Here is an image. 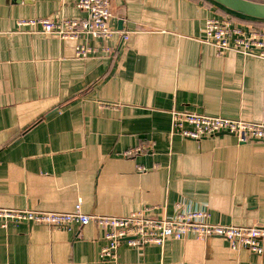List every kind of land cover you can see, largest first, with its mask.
<instances>
[{
  "label": "crops",
  "instance_id": "1",
  "mask_svg": "<svg viewBox=\"0 0 264 264\" xmlns=\"http://www.w3.org/2000/svg\"><path fill=\"white\" fill-rule=\"evenodd\" d=\"M77 1L0 0V207L72 211L81 201L91 214L150 207L164 216L184 200L207 207L215 223L264 226V140L171 133L172 110L264 120V59L218 55L203 41L208 17L248 33L264 32V20L213 0H111L123 33L107 43L17 26L87 17ZM78 43L95 51L78 58ZM102 236L94 223L10 225L0 228V264H264V252L194 235L123 245L118 259H102Z\"/></svg>",
  "mask_w": 264,
  "mask_h": 264
},
{
  "label": "built area",
  "instance_id": "2",
  "mask_svg": "<svg viewBox=\"0 0 264 264\" xmlns=\"http://www.w3.org/2000/svg\"><path fill=\"white\" fill-rule=\"evenodd\" d=\"M76 5L86 12L87 17L21 18L17 26L20 30L33 27L40 33L56 35L61 39L80 40L92 36L104 43L112 39L115 33H123L113 25L111 0H78ZM203 28V41L215 46L218 55L225 51H236L264 59V32H245L233 26L227 17H208ZM123 36L128 39L129 32ZM94 51L90 45L78 43L76 56L87 58ZM171 120V133L190 139L201 140L225 133L235 136L241 143L254 139L264 140V120L252 122L182 110H172ZM144 150L143 146H139L128 149L124 155L135 156ZM210 218L207 207L184 200L177 201L174 212L164 216L154 215L150 207L136 210L127 216L91 214L83 210L81 201L76 203L72 211L0 207V228L28 222L52 229L72 230L88 223L96 224L103 230L102 239L105 241L100 251L102 259H118V250L123 245L133 248L148 244L164 246L168 239H182L189 235L199 239L221 237L234 250L247 249L259 255L264 252L263 225L215 223Z\"/></svg>",
  "mask_w": 264,
  "mask_h": 264
},
{
  "label": "water",
  "instance_id": "3",
  "mask_svg": "<svg viewBox=\"0 0 264 264\" xmlns=\"http://www.w3.org/2000/svg\"><path fill=\"white\" fill-rule=\"evenodd\" d=\"M213 1L238 13H242L244 15H248L254 18L264 19L263 2H257L253 0H213Z\"/></svg>",
  "mask_w": 264,
  "mask_h": 264
},
{
  "label": "trees",
  "instance_id": "4",
  "mask_svg": "<svg viewBox=\"0 0 264 264\" xmlns=\"http://www.w3.org/2000/svg\"><path fill=\"white\" fill-rule=\"evenodd\" d=\"M254 1V0H253ZM256 1V0H255ZM258 2V1H257ZM260 2H263L264 3V1H260ZM219 4V3H218ZM220 6H221V4H220ZM222 7H224L225 9H227L229 12H231V13H235V14H240V15H244V14H242V13H238V12H236V11H233V10H231V9H229V8H227V7H225V6H223L222 5ZM244 16H246V17H250V16H248V15H244ZM253 19H259V18H254V17H252ZM261 20H264V19H261Z\"/></svg>",
  "mask_w": 264,
  "mask_h": 264
}]
</instances>
